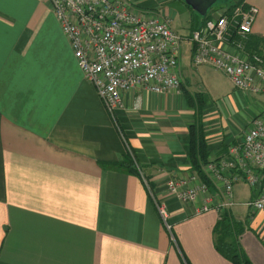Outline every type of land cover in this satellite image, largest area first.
Instances as JSON below:
<instances>
[{
	"label": "crops",
	"instance_id": "crops-1",
	"mask_svg": "<svg viewBox=\"0 0 264 264\" xmlns=\"http://www.w3.org/2000/svg\"><path fill=\"white\" fill-rule=\"evenodd\" d=\"M127 1L173 27L178 21L176 32L187 38L231 2ZM246 3L259 10L248 46L264 51V0ZM192 51L185 40L180 92L124 94L116 125L50 1L0 0V264H233L215 244L223 186L185 202L166 184L195 174L191 126L203 125L208 161L219 160L264 114V93L243 92L226 75L228 85L213 77L217 70L194 67ZM126 142L153 195L139 172L108 167L128 160ZM259 193L236 184L233 205L224 207L244 227L240 244L251 264H264V211L247 204ZM155 200L164 203L166 222Z\"/></svg>",
	"mask_w": 264,
	"mask_h": 264
},
{
	"label": "built area",
	"instance_id": "built-area-1",
	"mask_svg": "<svg viewBox=\"0 0 264 264\" xmlns=\"http://www.w3.org/2000/svg\"><path fill=\"white\" fill-rule=\"evenodd\" d=\"M49 1L85 78L116 125L124 94L140 88L155 94L181 91L179 56L185 40L192 43L194 67L224 73L243 92L264 93V51L248 46L259 13L256 6L246 3L232 10L215 9L187 38L173 29L170 20L140 11L127 0ZM126 148L151 192L127 142ZM205 171L212 184L223 186L226 201L218 206L219 211L233 205V188L239 183L260 189L247 204L264 211V114L254 119L243 140L230 145L224 157L209 161ZM166 188L185 202L211 189L196 173L170 178ZM155 202L166 222L164 203ZM166 226L170 229L168 222Z\"/></svg>",
	"mask_w": 264,
	"mask_h": 264
},
{
	"label": "trees",
	"instance_id": "trees-1",
	"mask_svg": "<svg viewBox=\"0 0 264 264\" xmlns=\"http://www.w3.org/2000/svg\"><path fill=\"white\" fill-rule=\"evenodd\" d=\"M230 3L220 5L217 9L227 8L232 10L238 6L245 5L246 0H230ZM202 100V99H201ZM201 102L202 101H198ZM190 132V147L189 159L192 169L199 176L200 180L212 186L211 181L203 172V166L209 161V145L205 137L203 125H193L189 129ZM108 167L116 170H124L130 173H138L134 165L133 159L129 156L128 160L123 164H109ZM244 231L243 225L237 221L226 210L221 212V218L216 226V249L226 259L230 260L233 264H251L247 254L244 252L240 244V236Z\"/></svg>",
	"mask_w": 264,
	"mask_h": 264
},
{
	"label": "rangeland",
	"instance_id": "rangeland-1",
	"mask_svg": "<svg viewBox=\"0 0 264 264\" xmlns=\"http://www.w3.org/2000/svg\"><path fill=\"white\" fill-rule=\"evenodd\" d=\"M174 27H173V29L175 30V28L177 27L178 28V26H177V24H178V21H175L174 22ZM179 25V24H178ZM172 26H173V24H172ZM176 26V27H175ZM179 28H180V26H179ZM176 31V30H175ZM187 43H189V42H187ZM188 48H189V46H187ZM185 55H188V51H187V53L185 54ZM212 72V74H213V77H217L218 79H220L223 83H225L226 85H228L229 84V81H227V77L225 76V74H223L222 72H219V71H211ZM205 80H206V78H204ZM208 80V79H207ZM199 81H200V79H199ZM218 93H216V92H212V95H213V97L216 99V95H217ZM206 166V165H205ZM205 166H203V172L206 174V176H207V178L210 180V177H209V175L207 174V172L205 171ZM248 188V187H247ZM249 189V188H248Z\"/></svg>",
	"mask_w": 264,
	"mask_h": 264
}]
</instances>
